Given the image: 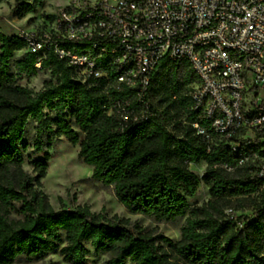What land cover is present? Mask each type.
<instances>
[{
    "label": "trees",
    "instance_id": "obj_1",
    "mask_svg": "<svg viewBox=\"0 0 264 264\" xmlns=\"http://www.w3.org/2000/svg\"><path fill=\"white\" fill-rule=\"evenodd\" d=\"M15 3L19 20L43 7V0ZM21 51L13 73L11 61ZM36 61L24 41L0 35V264L39 262L55 253L64 263L86 264L85 244L110 255L107 264H264V180L238 166L230 143L192 110L190 94L198 81L187 62H159L138 100L136 92L102 79L79 81L53 54L40 70ZM40 71H49L55 82L38 92L18 84V76ZM113 101L124 105L126 120L108 115ZM30 120L37 124V151L44 134L49 149L59 138L78 145L91 179L110 188L128 213L156 223L184 219L179 240L86 205L55 211L41 190L50 155L31 163L33 175L23 169L20 144ZM193 123L207 129L208 138ZM201 162L205 169L198 177L189 166ZM200 183L209 199L189 209L186 199ZM228 210L251 211L254 219H236Z\"/></svg>",
    "mask_w": 264,
    "mask_h": 264
},
{
    "label": "built area",
    "instance_id": "obj_2",
    "mask_svg": "<svg viewBox=\"0 0 264 264\" xmlns=\"http://www.w3.org/2000/svg\"><path fill=\"white\" fill-rule=\"evenodd\" d=\"M50 16L15 35L37 70L53 54L79 81L102 79L141 100L159 62H187L198 81L192 110L264 180V0H66ZM108 115L128 118L119 101Z\"/></svg>",
    "mask_w": 264,
    "mask_h": 264
},
{
    "label": "rangeland",
    "instance_id": "obj_3",
    "mask_svg": "<svg viewBox=\"0 0 264 264\" xmlns=\"http://www.w3.org/2000/svg\"><path fill=\"white\" fill-rule=\"evenodd\" d=\"M66 0H43V7L34 14H29L19 20L15 17V0H3L0 2V35L14 37L21 31H29L40 28L47 16L54 15L58 9L65 4ZM23 51L14 54L11 61L12 72L16 73L15 62L22 58ZM55 80L49 71L37 72L35 76H18V84L34 92L40 91L47 83H54ZM53 115L50 114V117ZM37 124L29 121L25 127L24 137L20 148L24 156L23 169L30 175L32 173L31 163L34 160L42 159L44 154L50 155L48 169L45 178L42 180L41 190L48 199L55 211L60 209L74 210L77 206L86 205L93 213H103L107 217L117 216L120 219H127L131 223H137L145 232L153 231L155 235H162L173 242L179 240L180 229L184 219L168 223H156L153 219L140 215L128 213L115 199L110 188H103L100 184L91 179V168L78 159L79 147L72 146L64 138L55 141L53 147H47V134L40 139L41 151H37L35 144ZM80 134V139H82ZM189 169L198 177H202L205 169L204 162L198 165H190ZM209 199L207 187L200 183L196 194L187 198L189 209L200 206ZM227 215H234L236 219L246 218L248 221L254 219L251 211L238 212L233 214L226 211ZM89 250V257L86 264H107L110 255L96 252L89 244H85ZM13 264H67L55 253L43 261L29 262L20 258ZM129 264V263H127Z\"/></svg>",
    "mask_w": 264,
    "mask_h": 264
}]
</instances>
